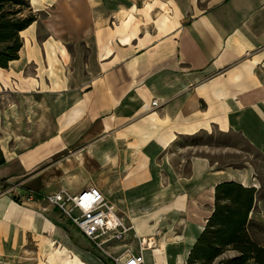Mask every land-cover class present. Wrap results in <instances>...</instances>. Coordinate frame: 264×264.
<instances>
[{
	"label": "crops",
	"instance_id": "1",
	"mask_svg": "<svg viewBox=\"0 0 264 264\" xmlns=\"http://www.w3.org/2000/svg\"><path fill=\"white\" fill-rule=\"evenodd\" d=\"M28 3L0 68V264H109L43 199L88 185L153 241L144 264H185L214 185L251 173L182 142L236 133L264 153V0Z\"/></svg>",
	"mask_w": 264,
	"mask_h": 264
},
{
	"label": "trees",
	"instance_id": "2",
	"mask_svg": "<svg viewBox=\"0 0 264 264\" xmlns=\"http://www.w3.org/2000/svg\"><path fill=\"white\" fill-rule=\"evenodd\" d=\"M35 19L28 0H0V68L17 57L19 31ZM0 157V163L2 162ZM255 190L234 180L216 183L212 208L189 247L185 264H211L225 250L234 252L218 264H264V244L248 232Z\"/></svg>",
	"mask_w": 264,
	"mask_h": 264
},
{
	"label": "built area",
	"instance_id": "3",
	"mask_svg": "<svg viewBox=\"0 0 264 264\" xmlns=\"http://www.w3.org/2000/svg\"><path fill=\"white\" fill-rule=\"evenodd\" d=\"M151 105L156 106L155 99ZM35 195L30 190L16 196L15 200L27 203ZM43 199L57 208L109 264H144L141 252L152 248L153 241L138 237L132 224L123 218L94 185L85 186L75 193L61 188L43 195ZM128 234L137 242L136 252L129 246V241L126 242ZM114 245L120 246L121 250L117 253L111 251L110 247Z\"/></svg>",
	"mask_w": 264,
	"mask_h": 264
},
{
	"label": "rangeland",
	"instance_id": "4",
	"mask_svg": "<svg viewBox=\"0 0 264 264\" xmlns=\"http://www.w3.org/2000/svg\"><path fill=\"white\" fill-rule=\"evenodd\" d=\"M31 12L34 13L33 9H31ZM182 144L184 147L181 149L185 150L181 154L183 155V160L192 151L207 156L210 160L215 161L218 167H231L235 172H240L243 168L250 170L251 174L248 176V182L245 186L254 187L255 196L251 209L252 214L251 211L249 213L248 232L254 241L264 244V218L260 217L261 211L264 210V153L244 142L236 133H201L192 138L185 139ZM179 156L176 153L174 159H178ZM181 164L185 163L182 162ZM121 215L123 216V213ZM232 254L234 252L231 250H225L211 264H218L220 259L229 257Z\"/></svg>",
	"mask_w": 264,
	"mask_h": 264
}]
</instances>
